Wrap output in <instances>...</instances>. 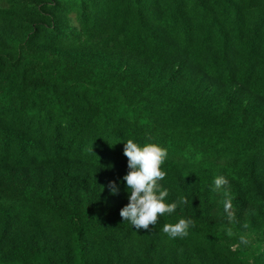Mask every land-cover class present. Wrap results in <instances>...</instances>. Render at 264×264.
<instances>
[{"label":"trees","instance_id":"1","mask_svg":"<svg viewBox=\"0 0 264 264\" xmlns=\"http://www.w3.org/2000/svg\"><path fill=\"white\" fill-rule=\"evenodd\" d=\"M129 139L187 199L150 231ZM0 264H264V0H0Z\"/></svg>","mask_w":264,"mask_h":264},{"label":"clouds","instance_id":"2","mask_svg":"<svg viewBox=\"0 0 264 264\" xmlns=\"http://www.w3.org/2000/svg\"><path fill=\"white\" fill-rule=\"evenodd\" d=\"M91 151L93 152V149ZM123 154L127 157L128 172L122 179L126 182L130 195L128 196L129 202L120 210V216L124 222H129L137 231H150L159 223L158 217L164 214L171 215L180 205L186 204L187 199L180 198L175 202L165 203L169 191L162 188L160 182L166 176V172L161 170V165L168 157L166 148L154 143L146 144L141 148L129 139L124 144ZM229 183L226 177L217 176L214 180V191L223 189L224 210L231 220L233 204ZM108 188L112 195L119 192L115 181H110ZM191 227H194L192 219H180L175 224H164L163 232L169 239H184L189 235ZM227 234L233 235L231 228L227 230ZM239 240L245 246L249 243L244 235H241Z\"/></svg>","mask_w":264,"mask_h":264}]
</instances>
